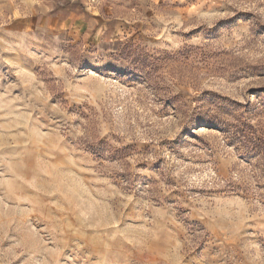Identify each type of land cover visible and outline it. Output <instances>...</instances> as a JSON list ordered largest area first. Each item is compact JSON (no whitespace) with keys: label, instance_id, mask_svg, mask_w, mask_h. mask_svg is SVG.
<instances>
[{"label":"rangeland","instance_id":"374dc122","mask_svg":"<svg viewBox=\"0 0 264 264\" xmlns=\"http://www.w3.org/2000/svg\"><path fill=\"white\" fill-rule=\"evenodd\" d=\"M0 264H264V0H0Z\"/></svg>","mask_w":264,"mask_h":264},{"label":"trees","instance_id":"16d2710c","mask_svg":"<svg viewBox=\"0 0 264 264\" xmlns=\"http://www.w3.org/2000/svg\"><path fill=\"white\" fill-rule=\"evenodd\" d=\"M89 148L91 150V153H93V155L95 157H100V152H97L98 149L96 148L97 147V143H89ZM110 151L111 155L112 156H115V157H118V159L120 160L123 156H125V153L127 152V149H120V150H117V151H114V150H108Z\"/></svg>","mask_w":264,"mask_h":264}]
</instances>
